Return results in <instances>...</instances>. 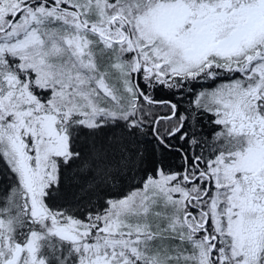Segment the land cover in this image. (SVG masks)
<instances>
[{"label":"snow or ice","instance_id":"snow-or-ice-1","mask_svg":"<svg viewBox=\"0 0 264 264\" xmlns=\"http://www.w3.org/2000/svg\"><path fill=\"white\" fill-rule=\"evenodd\" d=\"M0 264H264V0H0Z\"/></svg>","mask_w":264,"mask_h":264},{"label":"trees","instance_id":"trees-1","mask_svg":"<svg viewBox=\"0 0 264 264\" xmlns=\"http://www.w3.org/2000/svg\"><path fill=\"white\" fill-rule=\"evenodd\" d=\"M161 95H162L164 98H167V95H166V94L162 93ZM159 114H160V115H163L164 112L161 111V112H159ZM172 163H173V166H174V167L177 166V165L179 164V160H178V158L173 157V158H172Z\"/></svg>","mask_w":264,"mask_h":264}]
</instances>
